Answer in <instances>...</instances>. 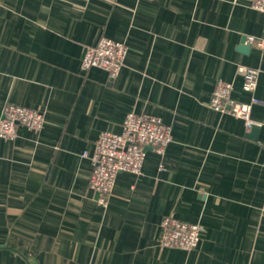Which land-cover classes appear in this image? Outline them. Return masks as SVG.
I'll list each match as a JSON object with an SVG mask.
<instances>
[{
	"label": "crops",
	"instance_id": "crops-1",
	"mask_svg": "<svg viewBox=\"0 0 264 264\" xmlns=\"http://www.w3.org/2000/svg\"><path fill=\"white\" fill-rule=\"evenodd\" d=\"M247 36L264 40L251 0H0V113L44 116L0 138V264H264V45ZM100 37L128 48L113 78L81 68ZM239 66L259 69L249 130L207 105L217 80L249 100ZM128 112L157 116L172 141L119 172L101 207L90 156ZM167 215L202 225L195 249L159 244Z\"/></svg>",
	"mask_w": 264,
	"mask_h": 264
},
{
	"label": "built area",
	"instance_id": "built-area-1",
	"mask_svg": "<svg viewBox=\"0 0 264 264\" xmlns=\"http://www.w3.org/2000/svg\"><path fill=\"white\" fill-rule=\"evenodd\" d=\"M251 6L264 13V0H251ZM246 40L258 47L264 45L263 39L256 40L253 36H247ZM127 52L125 43L100 37L95 44L86 46L81 68H101L113 78L123 67ZM238 72L242 76V89L250 94L249 100H236L232 97V84L217 80L207 105L216 111L241 119L245 129L249 130L258 125V122L252 119L251 111L253 106L259 103L254 94L259 69L239 66ZM43 123L44 116L40 109L6 103L0 113V138L14 140L18 125L38 132ZM171 141L170 127L160 118L135 112L125 115L119 133L101 131L90 156L92 168L88 178V188L95 193V202L101 207H106L117 174L123 171L140 174L146 149L150 147L157 154L163 155ZM83 155L86 156V152ZM158 225L159 244L183 250H193L197 247L203 229L198 222L182 221L172 215L163 216Z\"/></svg>",
	"mask_w": 264,
	"mask_h": 264
},
{
	"label": "water",
	"instance_id": "water-1",
	"mask_svg": "<svg viewBox=\"0 0 264 264\" xmlns=\"http://www.w3.org/2000/svg\"><path fill=\"white\" fill-rule=\"evenodd\" d=\"M244 40H242V43L240 44L239 48L242 50V51H247V49L250 47V44H244Z\"/></svg>",
	"mask_w": 264,
	"mask_h": 264
}]
</instances>
